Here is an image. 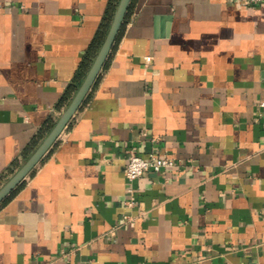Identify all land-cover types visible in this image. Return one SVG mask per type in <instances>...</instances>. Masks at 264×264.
I'll return each instance as SVG.
<instances>
[{"label":"crops","instance_id":"obj_1","mask_svg":"<svg viewBox=\"0 0 264 264\" xmlns=\"http://www.w3.org/2000/svg\"><path fill=\"white\" fill-rule=\"evenodd\" d=\"M109 2L0 0V186L67 106ZM263 99L264 1L131 0L84 103L0 205V264H264ZM130 150L176 165L130 182Z\"/></svg>","mask_w":264,"mask_h":264},{"label":"water","instance_id":"obj_2","mask_svg":"<svg viewBox=\"0 0 264 264\" xmlns=\"http://www.w3.org/2000/svg\"><path fill=\"white\" fill-rule=\"evenodd\" d=\"M131 0H118L104 39L93 58L86 74L68 102L67 106L54 122L50 130L29 154L25 161L0 186V204L32 173L37 164L48 154L57 142L61 132L67 127L75 113L82 106L95 85L101 70L105 66L111 50L125 22Z\"/></svg>","mask_w":264,"mask_h":264},{"label":"trees","instance_id":"obj_3","mask_svg":"<svg viewBox=\"0 0 264 264\" xmlns=\"http://www.w3.org/2000/svg\"><path fill=\"white\" fill-rule=\"evenodd\" d=\"M117 3H118V0H110L109 5H108L107 10H106V13H105V16H104V18H103V20L99 26V29H98L97 33L95 34L91 44L87 48V50H86V52H85V54H84V56H83V58L79 64V67H78V70H77L75 77L73 78V80L71 81V83L67 87L65 93L61 97L60 104L66 105L70 101L71 97L73 96L74 92L76 91L77 87L79 86L81 80L83 79L84 75L86 74L93 58L95 57L103 39H104V36H105L107 29L109 27V24L111 22L113 13H114L115 8L117 6ZM129 11H130V7L128 9V12H127L126 17H125V22H124V24H123V26L119 32L118 37L120 36L122 29L127 22ZM52 125H53V122L50 119L46 120L44 122L41 129L32 138L30 144L27 146V148L24 152L25 157H27L28 153H30L36 147L38 142L46 135V133L50 130ZM17 167H19L18 164H15L14 169H16ZM11 171H13V170H11ZM23 184H24V181L0 205L5 204L20 189V187Z\"/></svg>","mask_w":264,"mask_h":264},{"label":"built area","instance_id":"obj_4","mask_svg":"<svg viewBox=\"0 0 264 264\" xmlns=\"http://www.w3.org/2000/svg\"><path fill=\"white\" fill-rule=\"evenodd\" d=\"M264 0H241L245 4H258ZM146 61L151 59L150 56L145 57ZM260 115L264 116V99L259 102ZM176 165V161L165 154L151 152L146 156L130 150L127 156V163L124 169L126 178L130 181H136L145 171L164 172L168 168ZM133 188H130V198L126 201L129 206H134ZM128 218V216H126Z\"/></svg>","mask_w":264,"mask_h":264}]
</instances>
